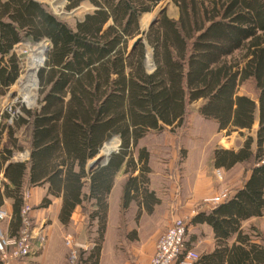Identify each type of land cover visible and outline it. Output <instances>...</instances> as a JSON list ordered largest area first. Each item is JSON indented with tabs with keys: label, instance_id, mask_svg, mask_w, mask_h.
<instances>
[{
	"label": "trees",
	"instance_id": "1",
	"mask_svg": "<svg viewBox=\"0 0 264 264\" xmlns=\"http://www.w3.org/2000/svg\"><path fill=\"white\" fill-rule=\"evenodd\" d=\"M68 1V10L89 2L93 12L72 27L36 0H0L1 86L7 90L19 78L17 45L49 43L37 74L39 107L24 109L26 115L16 121L28 125L32 147L29 166L11 163L7 169L16 186L10 228L20 232L23 225L21 181L27 168L32 185L44 179L52 195L63 190L62 222L76 206L88 204L96 209L91 219L104 230L106 197L116 172L123 164L135 171L138 164L141 176L127 181L124 207L136 201L152 212L157 200L145 185L149 153L145 148L135 152L143 138L160 128V120L172 130L180 128L190 106L200 102V114L226 136L259 121L255 151L248 138L238 152H216L219 167L252 165L249 180L234 196L190 221L211 226L220 244L234 233L248 241L241 236L243 220L264 213V0H171L178 19L164 13L146 41L137 39L132 46L141 34L140 18L167 0ZM248 82L261 93L258 106L238 93ZM113 137L121 139L118 152L88 172V161ZM6 151L8 159L11 151ZM84 179L88 194H83ZM50 203L46 199L44 206ZM252 247L254 260L264 264V247ZM247 258L238 246H221L195 264H242Z\"/></svg>",
	"mask_w": 264,
	"mask_h": 264
},
{
	"label": "rangeland",
	"instance_id": "2",
	"mask_svg": "<svg viewBox=\"0 0 264 264\" xmlns=\"http://www.w3.org/2000/svg\"><path fill=\"white\" fill-rule=\"evenodd\" d=\"M39 1L61 21L72 27H75L80 19L92 13L94 9V6L89 2H83L78 8L68 10V0ZM162 9H166L164 13H167L169 17L178 19L179 9L171 0H167L140 18L141 33L149 28L152 19ZM139 37L141 34L130 42V46ZM24 43L25 45L15 53L19 58V78L5 95H1L4 133L10 126H15L17 121H12L8 117L10 116L8 112H5L9 106L11 112H18L20 117H24L26 114L23 110L35 111L41 100L40 86L36 84V77H38L36 75L39 68L44 65V56L41 55V50H44V45L49 48V43L47 41L36 45L31 42ZM45 52L43 51V54ZM147 52L149 53V70L152 71L154 69L152 52L149 48H147ZM240 93L252 98L257 95L255 87L250 82L241 87ZM183 123L182 127L172 130L160 120V128L141 140L139 149L135 152L138 154L140 148H145L149 153L148 163L152 173L148 182H150V188L158 196L152 212L142 208L136 201H133L127 210H123L122 201L116 199L113 200L112 214L106 218L104 230H102L103 227L100 226L99 220H92L89 216V205L81 210L82 217L76 223L63 227L60 224L54 225L50 220L51 215L43 213L39 206L33 205L31 191L26 190L29 192L28 204L31 207L28 213L30 231L44 233L45 227L55 231L54 244L49 250L47 260L56 264H144L145 260L151 257L152 249H156L160 236L178 220L187 224L186 236L189 241L192 240V236L199 239V231L189 224L190 218L200 209L214 207L216 198L223 200L225 197L227 199L231 197L235 185L240 181L246 168L243 165L220 176L218 168L214 166L215 150L227 146L236 148L241 145L245 136L234 133L226 137L224 133H219L216 123L205 119L198 112L197 105L190 106ZM26 135L27 132L23 134L22 129L17 133L21 146L26 143ZM113 142L114 140L106 144L100 154L109 156L115 152L118 143L114 144ZM4 143L11 144L7 134L6 137L4 136ZM14 148L16 149V146ZM124 180L125 178L119 182L115 191L122 190ZM8 214L10 215L9 212ZM10 216L11 221L12 215ZM4 228L1 223L0 229L5 234ZM22 230L23 225L20 233ZM45 237L46 241L42 249L37 250L36 247L35 251L26 258L11 259L6 262H3L0 256V264H7L13 260L28 262L32 261L31 258H37L42 255L47 246L46 234ZM193 248L197 254H201L199 253L201 247ZM74 256L76 257L74 258Z\"/></svg>",
	"mask_w": 264,
	"mask_h": 264
},
{
	"label": "crops",
	"instance_id": "3",
	"mask_svg": "<svg viewBox=\"0 0 264 264\" xmlns=\"http://www.w3.org/2000/svg\"><path fill=\"white\" fill-rule=\"evenodd\" d=\"M36 1L41 3V1H39V0H36ZM142 33H141V35H142ZM139 39H140V37H139ZM23 45H25V43L17 45L13 50L14 53H17V50L22 48ZM241 87H240V89H241ZM240 89L238 91L239 95L250 98L256 104V106L259 105L260 97H261L260 92H258L256 90L257 95L255 98H252L246 94L240 93ZM1 90H3V92H5V94H6L8 89L6 90V88H4L3 86L0 85V100H1V95H5V94L1 93ZM194 105H197L198 112H199L200 102H197V104H194ZM255 121L256 122H255L252 129H241V130H235L234 132H232V134L238 133L240 135L242 134L243 136H245V138L242 141L240 146H238L236 148H230L227 146L226 148L222 147V148H217L215 150L214 166H216L218 168V171L220 172V176H223V173L228 174V172H231V171L237 169L238 167H242L243 165L246 166V168L244 169V174L242 175L240 181L235 185V188L233 189L231 196H234L235 192L237 190L242 189L243 186L246 184V182L249 180L252 165H250L247 162H242V163H236V164H234V166H232L228 169L224 168V167H219L216 165V152L218 150H221V149H230V150H234V151L238 152L240 149H242L243 145L245 144V142L247 141L248 138L253 139L252 150L255 151L256 141H257L256 133H257V130L259 128V121L258 120H255ZM216 125H217V130H218V124L216 123ZM21 129L23 130V134H24V132H27V135L25 136V142L26 143L23 144L22 146L20 145L21 142H19L20 139L17 136V133L19 131H21ZM5 131L6 132L4 133L2 104L0 103V209H6L10 213V215H12L13 205L15 202L12 194H13V191L16 189V186H15V184L11 183L9 181V179L7 178V169L11 165V163H20V164H26L29 166L30 161H31L30 160L31 159V156H30L31 152L30 151H31V147H32V145H31L32 143L30 142L31 131L28 128L27 124H24L21 126H19V125L10 126V128H7ZM218 132H219V130H218ZM219 133H224V132H219ZM6 134H7V136H9V142L11 143L10 145H9V143H8V145L6 143H4V136L6 137ZM232 134H230V135H232ZM230 135H227V136H230ZM112 140H114V142H113L114 144H115V142L118 143L117 150L115 152H112V153H117L119 150L120 144H121V139L119 137H113L111 139V141ZM111 141L105 143V145L110 143ZM105 145L103 146V148L105 147ZM15 146H16V149L14 148ZM6 150L11 151L8 159H6V157H5L7 154ZM101 150L97 153V156L95 158L88 161V163L86 165V169L88 172H90L92 170V168L99 163H101L102 165H106V163L110 157L106 161L97 163V161L101 157L106 156V155L100 154ZM17 153H18V155L23 154V153H29V160H26L25 162H23L22 160H19L17 158L18 155H16ZM111 155H109V156H111ZM120 168L121 169L119 171H117L115 176H114V180H113L114 184H113L112 190L108 194V196L106 197L107 202H108V211H107L108 217L112 214L111 209L113 206V200L118 199V200L122 201L123 210H127V208L130 207V205L127 208L124 207V199H125L124 194H125V188L127 185V181L130 178H135V177L141 176V168H140V165H138V164L136 166L135 171L131 170V168L129 169L128 166L125 164H123ZM148 168H150L149 163H148ZM25 171H26V173H25V175L21 181V183H22L21 184L22 194H24L26 192V190L29 189L31 191V195H32L31 196L32 204L39 206V209L42 210L43 213H47L49 216L51 215L52 217L50 216V218H51L50 220L53 222L54 225L60 224L63 227H67L71 223H76L78 221V219L80 217H82L81 210H83V207L78 205L71 212L70 217L67 218L68 219L67 222L66 223L62 222L61 210L63 208L64 201H65V199H63V193H64L63 190L58 195H52L50 193V185L48 183H43L44 179L42 181H40L39 184L32 185L30 183L29 168H27ZM151 173H152V169L150 168L149 172L147 173V180H146L147 184H145V185L148 187V194H152L156 199L158 196H156L155 191L150 188V182H148L149 176ZM123 178H125V180L123 182L122 190L120 192H119V190L115 191L117 186H119V184H120L119 182ZM84 180H85L86 186L83 189V194H85V193L88 194L90 184L88 182V179H84ZM8 186H9V188H8ZM132 194H133V192H132ZM46 199H49L51 201V203L47 207L44 206V201ZM86 201H88V200H86ZM86 203L87 202H85V204ZM92 203H94V202L93 201L90 202L91 205H92ZM215 206H217V205H214V207ZM141 207L144 208L143 205ZM214 207H212L210 209H200V211L198 213H196L194 216H196L200 212L212 210ZM88 210H89L88 213L90 216L91 212L92 211L94 212V210H96V209L92 205L91 207H89ZM194 216H192V218ZM192 218H190V221ZM11 221H12V219H11ZM11 221L9 219L6 222H0V224L2 223L5 227L4 228L5 235L8 238H11L13 240V238H16L19 236L20 232L19 231L14 232V230L10 228ZM189 224H190V222H189ZM190 225H191V227H193L199 231L200 241H199L198 237H196V236H192V238H191L192 240L189 241L187 239V236H186L187 246L189 249H191L193 251H194L193 247H195V249L196 248L198 249L201 247V251H199V253H201V254H199L200 257L203 255H206V254H212L213 252H215L216 249L221 248V246L227 247L230 249L231 247H233L235 245V246L240 247L242 252H246V254L248 255V258L244 259L242 264H257V262L254 260V253L255 252H254V250H252V248H253L252 246H255V245L259 246L260 245V246L264 247V213L262 216L251 217L249 219L243 220L242 227H241V236L242 237H244V236L248 237V241H244V242H241L240 239L238 238L239 233H234V234H232L231 237H229V240L226 241V243L220 244V242H218L217 238H215L214 231H213L212 227L209 226L208 224H200V225L190 224ZM43 231L46 234L48 240H47V246L44 249L42 255L38 256L37 258H31L32 261L23 262V261L13 260L7 264H56L55 262L47 260V258H48L47 255L49 253V250L51 249V247L54 244L53 237H54L55 231L50 230L46 227ZM154 249H152V251L150 252L151 257H148L145 260L146 262H144V264H150L151 259L154 256Z\"/></svg>",
	"mask_w": 264,
	"mask_h": 264
},
{
	"label": "built area",
	"instance_id": "4",
	"mask_svg": "<svg viewBox=\"0 0 264 264\" xmlns=\"http://www.w3.org/2000/svg\"><path fill=\"white\" fill-rule=\"evenodd\" d=\"M5 112H8L10 115L8 117H10L12 121L20 118L18 112H11L10 106L5 110ZM16 155H18V153ZM17 158L25 162L26 160H29V153L19 154ZM28 199L29 192L27 191L26 194H24L25 206L21 211L23 218V230L20 235L17 238L11 240L5 236L3 231L0 229V256L3 262L9 261L11 259L26 258L33 251H35L34 248L37 247V250H40L45 245V234L42 231L41 233H35V231L31 232L29 229L30 219L28 213L31 207L28 204ZM225 200H227V197H225L223 200L216 198L215 204L218 205ZM10 217L11 216L7 211L0 209V222L6 221L7 219H10ZM186 235L187 224L181 220L174 222L171 228H169L158 239L154 253L155 255L151 261V264H195L200 259V256L195 251L188 248ZM10 249L11 251H9ZM75 257L76 256H74V258Z\"/></svg>",
	"mask_w": 264,
	"mask_h": 264
},
{
	"label": "water",
	"instance_id": "5",
	"mask_svg": "<svg viewBox=\"0 0 264 264\" xmlns=\"http://www.w3.org/2000/svg\"><path fill=\"white\" fill-rule=\"evenodd\" d=\"M60 2H61V1H60ZM60 2H59V3H60ZM165 11H166V9H162V10L159 12V14H158L157 16H155V17L152 19V21H151V25L149 26V28H148L146 31H143V33H142V35H141V37H140V40H144V39H145V36L147 35V33H148L150 27H151L153 24H155L156 22L159 21V19L161 18V16L164 14ZM43 49H44V52L47 51V50H48V46L44 45V46H43ZM109 157H110V156L101 157V158L97 161V163H99V162H103V161H106ZM97 163H96V164H97ZM96 164H95V165H96ZM91 168H92V167H91Z\"/></svg>",
	"mask_w": 264,
	"mask_h": 264
},
{
	"label": "bare ground",
	"instance_id": "6",
	"mask_svg": "<svg viewBox=\"0 0 264 264\" xmlns=\"http://www.w3.org/2000/svg\"><path fill=\"white\" fill-rule=\"evenodd\" d=\"M44 51V50H43ZM43 51L41 50V55H43L45 57V55L43 54ZM37 76V75H36ZM36 84H37V77H36ZM38 85V84H37Z\"/></svg>",
	"mask_w": 264,
	"mask_h": 264
}]
</instances>
